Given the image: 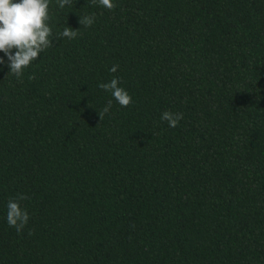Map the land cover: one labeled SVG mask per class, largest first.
I'll return each mask as SVG.
<instances>
[{"label": "trees", "instance_id": "1", "mask_svg": "<svg viewBox=\"0 0 264 264\" xmlns=\"http://www.w3.org/2000/svg\"><path fill=\"white\" fill-rule=\"evenodd\" d=\"M114 3L50 0L20 79L0 52V264H264V0Z\"/></svg>", "mask_w": 264, "mask_h": 264}, {"label": "clouds", "instance_id": "2", "mask_svg": "<svg viewBox=\"0 0 264 264\" xmlns=\"http://www.w3.org/2000/svg\"><path fill=\"white\" fill-rule=\"evenodd\" d=\"M96 2L97 0H92L93 4ZM98 2L110 11L116 7L114 0H98ZM58 4L62 9L70 5L71 0H58ZM49 6L50 0H0V52L7 57L9 73L17 79L22 77L26 68L39 59L41 53L53 46V32L49 26ZM94 22V14L80 15L79 23L84 28L91 27ZM79 29L67 26L59 36L69 40L75 39L79 35ZM4 63V57L0 56V64ZM118 67L113 65L110 71L116 72ZM119 84V78H113L108 83H100L99 88L111 92L120 106L128 107L132 103V97ZM111 106L112 103L109 101L103 109H99L100 121L109 112ZM161 118L167 121L170 127L175 128L183 118V114L165 111ZM25 199L28 197L21 194L16 200H9L7 204V223L18 233L23 231L29 221L28 211L19 203ZM28 234L31 235L32 232L29 231Z\"/></svg>", "mask_w": 264, "mask_h": 264}]
</instances>
